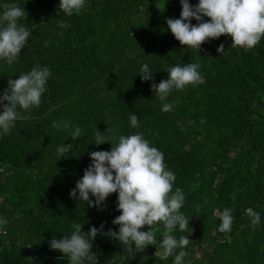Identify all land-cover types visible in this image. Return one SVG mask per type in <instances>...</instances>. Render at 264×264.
<instances>
[{"label": "trees", "instance_id": "trees-1", "mask_svg": "<svg viewBox=\"0 0 264 264\" xmlns=\"http://www.w3.org/2000/svg\"><path fill=\"white\" fill-rule=\"evenodd\" d=\"M4 3L25 7L19 23L32 35L12 65L0 60V93L9 78L36 65L47 66L51 75L39 107L22 112L25 118L0 136V217L8 220L0 230V264H68L50 249L53 237L70 235L76 223L83 232L102 223L104 232L119 230L112 223L120 215L118 194L100 208L70 196L91 163L89 153L111 149V142L94 144L97 129L105 133L108 126L123 135L142 133L163 152L176 176L174 188L185 195L180 211L189 229L172 233L191 240L184 264H264V38L249 51L231 47L227 35L202 44L199 52L182 47L166 23L180 17L179 0H86L81 13L70 17L59 0H0ZM191 62L200 65L202 80L173 90L164 101L173 108L162 112L164 102L151 84L167 78V67ZM143 64L154 80H141ZM132 114L140 127H131ZM61 121L69 126L51 127ZM75 127L83 132L73 140ZM63 143L73 149L60 159L56 148ZM224 208L235 218L227 233L218 230L217 213ZM248 208L260 213L255 228ZM158 227L159 243L164 229ZM92 250L98 264L174 259L161 260L154 245L129 258L126 246L104 235H97Z\"/></svg>", "mask_w": 264, "mask_h": 264}, {"label": "clouds", "instance_id": "clouds-1", "mask_svg": "<svg viewBox=\"0 0 264 264\" xmlns=\"http://www.w3.org/2000/svg\"><path fill=\"white\" fill-rule=\"evenodd\" d=\"M179 2L182 6L180 17L167 18L166 23L167 29L182 47L199 52L202 44L227 35L232 39L231 47L249 51L264 38V0H198L195 6L189 0ZM85 5L86 0H59L58 4L59 9L69 17L80 14ZM0 8L3 9L0 13V60L12 65L32 33L19 23L27 15L25 7L4 3ZM205 17L208 19L205 20ZM193 19L198 23L192 24ZM60 26L68 27L63 21ZM224 51V45L220 44L217 52L221 54ZM199 68L200 65L194 62L167 67V78L158 84L153 82L151 90L160 101H167L173 90L183 91L202 80ZM50 75L47 66L36 65L29 72L19 74L17 79H8L7 87L0 93V136L9 135L16 121L25 118L22 112L39 107ZM139 75L142 81L154 80L147 64L142 65ZM172 108V103L164 102L161 111L169 112ZM61 123L65 128L69 126L68 122L61 121L53 122L51 127L59 129ZM130 125L140 127L139 118L134 114L130 116ZM82 132L83 129L75 127L70 137L76 140ZM106 142H111V149L89 153L91 163L76 181L70 196L90 207L100 208L111 194H118L116 210L120 215L112 223L118 225L119 230L104 232L102 223L99 228L93 226L88 232H83L82 224L76 223L72 225L74 230L70 235H64L62 239L53 237L49 241L50 249L67 257L68 264H98L96 253L92 250L93 241L97 235H104L126 246L129 258L154 245L157 249L155 253L161 260L174 256L172 264H184V257L188 255L184 249L191 240L185 235L177 238L172 233L177 228L181 232L189 229V219L180 211L185 195L181 188H174L176 176L168 170L163 152L151 146L142 133L123 135L110 126L105 133L98 129L95 132V145ZM72 149V144L63 143L56 148V154L61 159ZM245 211L251 226H258L260 213L252 208ZM217 215L220 220L218 230L221 233L230 232L235 219L233 210L224 208ZM7 224L8 220L0 217V230ZM158 225H163L164 229L159 243ZM145 226H148L146 231L142 230ZM178 248L181 250L176 254Z\"/></svg>", "mask_w": 264, "mask_h": 264}]
</instances>
